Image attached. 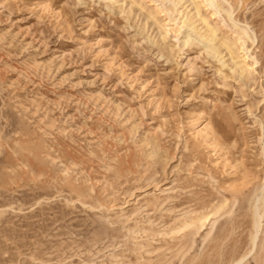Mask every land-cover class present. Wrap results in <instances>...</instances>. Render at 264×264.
Listing matches in <instances>:
<instances>
[{"label":"rangeland","instance_id":"374dc122","mask_svg":"<svg viewBox=\"0 0 264 264\" xmlns=\"http://www.w3.org/2000/svg\"><path fill=\"white\" fill-rule=\"evenodd\" d=\"M242 258L264 264V0H0V264Z\"/></svg>","mask_w":264,"mask_h":264},{"label":"bare ground","instance_id":"6f19581e","mask_svg":"<svg viewBox=\"0 0 264 264\" xmlns=\"http://www.w3.org/2000/svg\"><path fill=\"white\" fill-rule=\"evenodd\" d=\"M257 196H259V198H261V196L263 197L262 193L258 194ZM255 214L257 217V221H256V235L254 234L255 236L253 238L254 248L257 247L256 240L258 239L259 234L261 233V227H262V224H261L262 217L259 214V209L256 208ZM244 261H245V258H242L241 260L237 261L234 264H242Z\"/></svg>","mask_w":264,"mask_h":264}]
</instances>
